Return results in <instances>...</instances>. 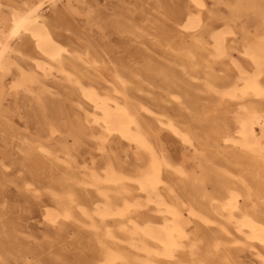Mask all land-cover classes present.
Segmentation results:
<instances>
[{
  "label": "bare ground",
  "instance_id": "6f19581e",
  "mask_svg": "<svg viewBox=\"0 0 264 264\" xmlns=\"http://www.w3.org/2000/svg\"><path fill=\"white\" fill-rule=\"evenodd\" d=\"M77 1L21 0L19 5L8 4L3 11L0 0V112L8 114L26 104L33 105L37 112L33 133L39 138L44 133L54 138L66 130L74 138L73 147L66 148L72 161L75 151L84 145L81 135L94 136L100 141L99 149L112 135L118 136L134 147L137 159L143 160L131 174L119 156L114 161L107 159L101 171L95 170L92 163L84 165L90 184L102 188L99 193L105 200L94 206L87 201L85 207H77L65 180L51 181L43 188L38 185L35 175L40 176L45 160L35 148L48 153L50 149L36 139L37 146L25 148L22 160L28 162L32 183L27 178L19 180L26 185L34 182L37 190L47 189L52 206L45 208L43 219L63 227L70 220H81V215L86 217L91 228L102 232L101 246L92 252L93 264H113L119 260L163 264L185 250L192 256V264H213L207 255L209 251L220 254V259L231 256L227 242L247 249L258 248L256 254L264 264V210L258 208L264 205V0H152L149 8L156 16L145 8L146 0L131 2L136 10L153 16L146 17L140 28L157 27L164 46L177 52L174 63L180 74L169 73L167 77L172 80L187 75L199 81L195 89L202 93L203 102L197 96L185 101L197 110L188 125L181 126L170 117L156 118L161 127L178 138L183 162L191 161L190 157L195 160L189 172L184 163L176 164L169 155L155 152L153 141L160 140L151 134L140 114V105L130 100L119 102L112 93L102 94L91 85L84 86L81 77L69 70L76 66L67 58L72 43L61 33L69 30V24L59 22L57 17H62L63 11H75ZM47 10L54 14L49 17ZM116 13V18L109 22L125 36L117 42V48L122 49L127 44L126 36L129 40L138 37L134 30L136 18L127 8ZM186 32L192 42L181 41V33ZM175 37L179 40L173 41ZM18 42L21 44L17 45ZM14 54L32 58L36 55L38 59L25 70ZM74 58L97 65L101 55L88 47ZM217 66L220 74L214 71ZM153 69L154 63L148 60L140 73L150 77ZM52 71L60 73L65 83L76 85L78 97L91 104V111H86L77 123L69 119L63 106L69 96L62 94L55 101L46 99L50 84L45 79L55 77ZM110 74L115 79L112 92L126 97L129 76L117 69ZM8 97L13 103L4 108L2 103ZM94 126L99 128L97 134ZM164 170H173L185 179L180 193L168 186L170 201L160 191ZM127 176L132 177L143 199L123 183ZM103 184L120 185L127 190L121 197L109 198ZM137 206H152L149 210L160 214V222L153 217L137 222L132 215V208ZM113 217L120 218L119 226L106 228V219ZM197 223L215 225L214 233H200ZM17 231L14 221H3L0 264H10L12 250L19 246ZM227 234H232L233 239L227 241ZM102 238L110 239L112 246L105 245ZM115 239L125 242L135 253L117 246ZM24 257L15 256L20 260Z\"/></svg>",
  "mask_w": 264,
  "mask_h": 264
},
{
  "label": "rangeland",
  "instance_id": "374dc122",
  "mask_svg": "<svg viewBox=\"0 0 264 264\" xmlns=\"http://www.w3.org/2000/svg\"><path fill=\"white\" fill-rule=\"evenodd\" d=\"M20 1L1 0L3 3L1 9L6 11L8 4L19 5ZM151 1L146 0L144 6L150 14L156 16V12L149 8ZM131 2L132 0H78L74 5L75 8H73L75 11L60 13L62 17H57L59 22L69 24V30H62L61 33L72 43L67 58L76 64L75 67H69V70L81 77L84 86L85 84L91 85L102 94L112 93L119 102L130 100L137 106L140 105V114L143 120L149 126L151 134L160 140L158 143L153 141L155 152L169 155L176 164H181L184 162L182 146L178 138L163 126L161 127L156 118L166 119L170 117L178 121L181 126L188 125L190 119L196 116L197 110L188 107L189 102L185 101L194 100L197 96L198 101L203 102L202 93L195 89L196 86H199V81L187 75L180 77L181 79L172 80L167 77L169 73H172V76L180 74L179 66L174 63L177 52L164 46L165 43L159 36L157 27L140 28L146 17L152 19L153 16L148 15L145 11L136 10ZM126 8L132 10L136 18L137 27H134V30L138 37L133 36L129 40L126 36L127 44L124 48L118 49L117 42L120 43L121 40L125 39V36L114 28L109 20L116 18V12L119 9L126 10ZM46 14H49L50 17L54 11L52 13L51 10H47ZM189 34V32L181 33V41L192 42ZM178 40V37L173 38V41ZM88 47L98 51L101 55V60L97 65H88L83 59L74 58L77 53L83 52ZM107 47L110 50L106 49ZM197 51L201 52L198 49ZM233 55L236 56V54ZM14 57L20 60L25 70L32 68L35 60L38 59L36 55L32 58L14 54ZM148 60H152L154 63L150 77L140 73ZM113 69L124 71L129 76L126 83L128 94L126 97L122 93L112 92L113 87H115V79L110 73ZM214 71L220 74L219 66ZM53 75L55 77L50 76L45 79L46 83L50 84V92L46 99L55 101L59 100L62 94L69 96L70 100L64 101L63 106L69 119L77 123L86 111H91V104L78 97L76 85L72 82L65 83L60 73L53 72ZM59 88L61 89L59 90ZM12 103V99L8 97L2 104L6 108ZM79 104H82L83 107H80ZM36 118V109L31 104L15 108L8 114L0 112V171L7 176L0 175V228L6 219L12 220L18 225L16 242L19 246L12 250L10 264H22L21 262L27 264H50V262L53 264H93L92 252L101 246L99 235L102 232L91 228L88 225L89 220L83 215H81V220H70L63 227L57 223L46 222L42 213L45 208L52 206V198L47 189L40 188L49 185L51 181L59 183L65 180L69 192L78 202L77 207H85L87 201L91 206H94V204H100L105 199L99 193L102 188L90 184L89 171L84 165L92 163L95 170L101 171L107 159L114 161L115 156H119L123 162V167L131 174L132 169L139 165L143 159H137L134 147L128 145L118 136L112 135L103 142V149H99L97 146L100 141L94 136L81 135L84 145L75 151V159L72 161L69 159L66 148L73 147L74 138L66 133V130L55 134L54 138L47 137L46 133L40 138L37 137L33 133ZM94 127L96 130L94 133L97 134L99 128ZM36 139H39L46 149H50V153H48L39 150L38 147L35 148L39 154L44 156L45 160V166L42 167L40 176L35 175L39 180L38 185L41 186L38 190L34 182L31 185H26L19 180L27 178L26 181L32 183L33 174L28 167V162L22 160H25V148L31 144L37 146ZM188 154L191 156L190 152ZM190 160L184 163L188 172L195 161L191 157ZM171 171H163L164 182L160 185V191L166 197V201H170L168 186L180 193L182 184L185 182L182 176ZM123 183L134 188L139 199H143L144 195L138 191L132 177H125ZM103 186L104 188L107 187L109 198L111 196L121 197L125 195L127 190L120 185L103 184ZM207 189H210V186L207 185ZM151 207L137 206L132 208L134 219L141 222L147 217H153L157 218L155 219L156 222H160V214L155 213L152 209L149 210ZM258 208L264 210V205H258ZM77 211L80 210L77 209ZM185 215L186 212H183V217ZM119 222L120 218H107L106 228L115 229L119 226ZM196 226L200 233L208 234L214 233L216 228L213 224L208 226L198 224ZM102 239L105 245L110 241L107 238ZM225 239L229 241L233 239V235L227 234ZM113 241L120 248L128 250L131 254L135 253L125 242L117 239ZM199 244L200 248H204L203 243ZM226 248L232 252L231 256L226 259H220L218 257L220 254L215 255L214 252H208L207 255L213 264H262V258L256 254L258 248L247 249L241 244L228 242ZM20 254L25 256L23 260L15 258ZM167 261L163 264H192V256L185 250L176 258ZM113 264L134 263L131 260H119Z\"/></svg>",
  "mask_w": 264,
  "mask_h": 264
}]
</instances>
